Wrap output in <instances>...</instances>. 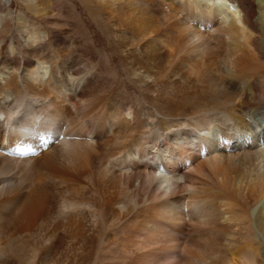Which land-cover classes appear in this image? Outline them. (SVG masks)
Here are the masks:
<instances>
[{
	"label": "bare ground",
	"instance_id": "1",
	"mask_svg": "<svg viewBox=\"0 0 264 264\" xmlns=\"http://www.w3.org/2000/svg\"><path fill=\"white\" fill-rule=\"evenodd\" d=\"M23 4L0 16V264H264V0H98L108 50ZM115 63L129 83L102 86Z\"/></svg>",
	"mask_w": 264,
	"mask_h": 264
},
{
	"label": "rangeland",
	"instance_id": "2",
	"mask_svg": "<svg viewBox=\"0 0 264 264\" xmlns=\"http://www.w3.org/2000/svg\"><path fill=\"white\" fill-rule=\"evenodd\" d=\"M28 1L32 3L35 2V0H28ZM0 2L6 8L4 12L2 11L0 13V16L6 15L8 16V18H12V17L14 18V17L19 16V17L24 18L23 11L20 10L19 8H16L20 6H16V5H18V3L19 5L21 4L24 5L23 3L25 2V0H0ZM15 2H17V4H15ZM51 2L53 6L55 7V10L53 11L54 16H53V22L51 24L52 25L51 28L54 31V34L59 37L60 41L62 42H64L65 40H67L68 42L72 41L73 44L76 45L77 47L82 48V49L84 48L88 49V47H92L88 42H86L88 40V37L99 36L101 38V41L99 42V44L102 47L106 46L107 50L112 47L110 43H107L105 41L106 36L110 37L112 34L109 27L106 22L99 21L100 11L97 9L98 0H51ZM55 3L59 4L60 6L56 8ZM58 12H60V16L57 15ZM25 32H27V30H25ZM25 35L26 33L18 36L20 44H23V42L27 40ZM67 44L69 43L65 44L66 47H67ZM101 48H96V49L91 50V54L93 55V58L97 59V56L99 57L98 53ZM118 66L119 64L115 63L110 68L106 66L102 67L103 74L101 73V76L103 78L108 79L107 80L108 83L103 82V85H102L100 82L99 83L100 86L102 85L104 87H108V86L111 87L110 84L112 85L111 83L112 82V78H111L112 70L115 71L117 69L119 70L120 75H122L121 77L122 81H126L127 83H129L127 78L123 76V73L121 72V69H119ZM133 79H136V78H130L131 84H129L130 95L132 96H134L133 93H135V90L130 89V87H132V83L134 82ZM105 83L107 85H105ZM113 88H115V90H118V87H115L114 84H113ZM246 123L249 124L250 126L253 125L252 120L249 118L248 119L246 118ZM261 137L262 135L257 136V138H261ZM261 148L263 149L264 146Z\"/></svg>",
	"mask_w": 264,
	"mask_h": 264
}]
</instances>
